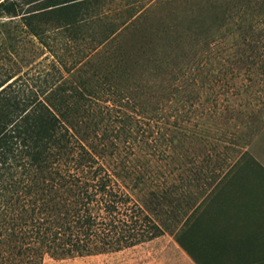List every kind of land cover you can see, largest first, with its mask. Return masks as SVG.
Segmentation results:
<instances>
[{
  "label": "trees",
  "instance_id": "1",
  "mask_svg": "<svg viewBox=\"0 0 264 264\" xmlns=\"http://www.w3.org/2000/svg\"><path fill=\"white\" fill-rule=\"evenodd\" d=\"M198 1L182 19L146 28L134 3L0 0V17L19 20L61 73L39 100L13 89L16 74L0 67V264L116 253L165 234L194 264H264L262 249L248 250L253 254L244 259V250L199 242L201 215L215 210L217 195L236 192L230 173L200 187L199 167L187 183H163L138 202L130 191L143 175L125 186L120 179L130 172L104 166L105 152L91 142L100 127L103 139L123 133L135 142L138 123L125 116L110 128L111 109L130 108L152 119L166 102H184L192 94L183 84L211 63L220 38L236 36L245 45L240 58L246 71L255 69L264 81V0ZM0 59H8L1 44ZM187 70L193 73L186 77ZM161 76L167 86L154 88ZM159 91L161 105L150 104Z\"/></svg>",
  "mask_w": 264,
  "mask_h": 264
},
{
  "label": "rangeland",
  "instance_id": "2",
  "mask_svg": "<svg viewBox=\"0 0 264 264\" xmlns=\"http://www.w3.org/2000/svg\"><path fill=\"white\" fill-rule=\"evenodd\" d=\"M115 3L124 6L134 3L136 10L142 12L140 17L146 28H151L163 21H171L173 16L182 19L187 15L188 6L199 1L115 0ZM125 18L126 15L121 16V19ZM201 29L205 34L207 23ZM139 35L142 33L136 36ZM0 44L8 57L7 60L0 59V67L16 74L13 89L41 100L49 87L59 84L61 73L54 69L57 68L55 59L25 33L19 20L0 17ZM216 47L218 52L196 81L183 84L186 91L192 94L184 102L175 99L166 102L162 112L152 119L130 108L121 112L116 108L111 109L113 123L109 125L110 128L119 126V119L125 116L138 123L135 142L125 141L123 133L117 136L111 133L103 139L100 137L101 127L91 133V142L97 151L105 152L100 162L109 168L124 166L130 172L120 179L122 184L130 187L138 174L143 175L137 189L130 191L138 202H142L149 191L159 190L163 183H187L194 178V172L199 167L200 187H209V184H215L221 176L230 173L232 164L239 161L243 153H246V157L264 160V81L255 69L246 71L247 63L240 58L245 45L236 36L218 39ZM63 58L67 63L71 61L69 55ZM211 64L212 72L205 78ZM189 71H186V77L193 73V70ZM64 76L68 78V75ZM203 78L206 80L201 81ZM70 79V85L75 86V78ZM160 83L167 86L164 76L155 80L154 88ZM178 83H183V80ZM160 94L161 91L155 92L148 102L159 103ZM145 106L141 105L142 108ZM43 264L194 262L180 249L173 236L165 234L116 253L64 260L46 258Z\"/></svg>",
  "mask_w": 264,
  "mask_h": 264
},
{
  "label": "crops",
  "instance_id": "3",
  "mask_svg": "<svg viewBox=\"0 0 264 264\" xmlns=\"http://www.w3.org/2000/svg\"><path fill=\"white\" fill-rule=\"evenodd\" d=\"M227 179L233 183L230 189L236 192L217 195L215 210L201 215L199 242L244 250L241 257L247 259L253 254L248 250H264V160L248 156L234 162Z\"/></svg>",
  "mask_w": 264,
  "mask_h": 264
}]
</instances>
